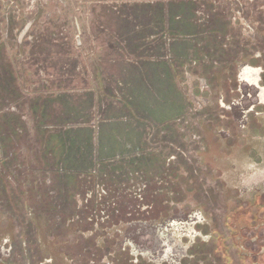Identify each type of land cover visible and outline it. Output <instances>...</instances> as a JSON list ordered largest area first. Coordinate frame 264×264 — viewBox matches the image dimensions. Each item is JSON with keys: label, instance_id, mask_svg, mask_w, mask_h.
<instances>
[{"label": "rangeland", "instance_id": "rangeland-1", "mask_svg": "<svg viewBox=\"0 0 264 264\" xmlns=\"http://www.w3.org/2000/svg\"><path fill=\"white\" fill-rule=\"evenodd\" d=\"M264 0H0V264H264Z\"/></svg>", "mask_w": 264, "mask_h": 264}, {"label": "flooded vegetation", "instance_id": "flooded-vegetation-1", "mask_svg": "<svg viewBox=\"0 0 264 264\" xmlns=\"http://www.w3.org/2000/svg\"><path fill=\"white\" fill-rule=\"evenodd\" d=\"M246 68H250V69L253 71V74H254V80H253V81H250V80H248V79H246V78L243 77V73H244V71H245ZM259 72H260V69H259V68H254V67L246 66V67H244V69L241 71L240 78H241L244 82H246L248 85H251V86H253V87H256V88L259 90V97H260L261 102H264V89H263V92H262V96H260V89H259L256 85L253 84V83H257L259 80H260V82H261V79H262V78L260 79V77H261V72H260V74H259ZM260 82H259V84H260ZM260 86H261V85H260ZM262 87H264V86H262Z\"/></svg>", "mask_w": 264, "mask_h": 264}, {"label": "bare ground", "instance_id": "bare-ground-1", "mask_svg": "<svg viewBox=\"0 0 264 264\" xmlns=\"http://www.w3.org/2000/svg\"><path fill=\"white\" fill-rule=\"evenodd\" d=\"M260 72H261V69H260ZM260 72H259V74H260ZM243 77L250 80V81H253L254 80L253 71L250 68H246L244 73H243ZM260 79H261V77H260ZM259 82H260V80L257 83H253V84L256 85L260 89V96H262V92H263L264 87L260 86Z\"/></svg>", "mask_w": 264, "mask_h": 264}]
</instances>
